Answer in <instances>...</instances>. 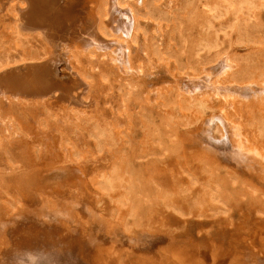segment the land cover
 Instances as JSON below:
<instances>
[{
    "label": "rangeland",
    "instance_id": "obj_1",
    "mask_svg": "<svg viewBox=\"0 0 264 264\" xmlns=\"http://www.w3.org/2000/svg\"><path fill=\"white\" fill-rule=\"evenodd\" d=\"M121 1L132 70L75 50L60 62L86 73L82 101L32 105L35 122L0 101V264H264V0ZM15 5L0 0V72L39 47Z\"/></svg>",
    "mask_w": 264,
    "mask_h": 264
},
{
    "label": "bare ground",
    "instance_id": "obj_2",
    "mask_svg": "<svg viewBox=\"0 0 264 264\" xmlns=\"http://www.w3.org/2000/svg\"><path fill=\"white\" fill-rule=\"evenodd\" d=\"M16 3H17V5H15V6H16V10L17 11L13 15L14 16L13 19L14 20H18L19 22L16 23L15 27L20 29L19 31L21 33H23V31H25V32H30L31 31L32 34H29V33L28 34L27 33L23 34L25 36V39L28 37L29 39H27V41L28 40L30 41L31 40L30 38H34V36L37 37V40L36 39L35 40L38 41L37 43H39V47L40 48L39 47H38L39 49L38 48H36V49L34 48L35 50L33 51V53H31V55L29 57H28V55H27V57L25 56L27 59L25 58L26 61H24L21 66H19V67L18 66H13V67H11L12 69L9 68L7 71L0 72V101H1V103L7 102L6 104L9 103L10 105H13L12 106L13 108L20 107L22 110H23V108H27L28 107V109L26 111L29 113V115L31 117L29 120H33V122L37 121V120H35L36 116H37V111H34L35 108H34V110L32 109L33 108L32 105H35L37 103L38 104L40 103V105H41V103H42V105L46 106L45 104L49 103L51 101H53L54 103L57 104V103L62 102L63 100H66V102L69 100V102H71V103H76V102H79V99L82 97L83 93H85L88 90L87 87L90 84L88 86H86V87H83V89L81 88V86H84L86 84L85 81H84L86 79V73H84L82 68L81 69L79 68L80 66L78 67V65H76L77 62L74 61L76 58L73 60V62L70 59L69 61L67 60L68 63L64 62L61 65V62H62L64 56L65 55H69L70 58H71L73 56V54L76 53L75 50H78L80 52L81 51L85 52V50H87V53H88V51H91V49H92V52L93 51L97 52L96 50H98V49L102 50V49H105V48H107V49L113 48V49H111L109 51H107V50L105 51V53L107 52L106 53L107 56L108 55L110 56L109 60L112 59V61H114V63H117L119 68H121V70H123V71H130V70L133 69V63H134L133 56L131 54L130 45L128 47L127 44L130 42L129 41V39H130L129 37L133 36V34L135 33V29L137 28L138 21H139L138 14L134 10L135 6L133 7L131 4L129 6V4H126L125 1L122 2L121 0H19V1L15 0V4ZM17 7H18V9H17ZM77 23H80V24H78L79 27H80V31L76 35L74 33H75V30L77 29ZM108 28L111 31L110 35H109V33L107 34V32L109 31ZM32 29H36L37 30L36 33L39 36H37L34 33L35 31H33ZM84 31H87V32L84 34ZM20 37H23V36L21 35ZM134 38L131 37V40H133ZM47 39L50 41V43L47 41ZM62 40H64V43H63ZM32 42H29V43H32ZM32 45H33V43H32ZM35 46H36V44L34 45V47ZM43 47H45V48H43ZM62 47H64V48L62 49ZM79 48H83V49H79ZM129 50H130V52H129ZM98 52H99V50H98ZM9 62H11V61H9ZM74 63H76L75 65L78 67V69L75 68L76 66H74ZM22 69H24V70H22ZM1 103H0V105H1ZM13 103H16V104H13ZM30 103H32V104H30ZM19 104H23V106H21ZM29 104L31 106H29ZM56 104H54V106ZM62 105H63V103H62ZM72 105H71V107H72ZM35 107H36V105H35ZM37 107H36V110H37ZM50 107H51V105H50ZM64 107L66 108V106H64ZM13 108H12V110H14ZM58 108H59V106H58ZM62 108H63V106H62ZM38 109H41L40 106H39ZM0 111H2V109ZM3 112L5 113L6 110H3ZM35 112H36V116H35ZM5 115H6V113H5ZM73 115H74V113H73ZM153 115L158 119V114H157L156 111L153 113ZM68 116H69V114H68ZM13 119H15V118H13ZM38 120H39V118H38ZM204 128H208V127H204ZM53 129L54 128H52V130ZM61 129H62V127H61ZM217 132H218V137L215 136L216 133H214L212 135L216 138V140L218 142L223 144V142L225 140V137L227 136V130H226V128H222V126H221V128H219L217 130ZM177 133H179V132L178 131L174 132V134H177ZM52 134H51V136H52ZM35 135H33V137ZM18 137H20V136H18ZM46 137H47V139H49L48 138L49 136H46ZM154 139H155V143H153L152 147H153V149H156L157 148V144H158L157 142H158V139H159V132L155 131ZM34 140H35V138H34ZM212 140H214V139H212ZM209 141H211V140L209 139ZM225 141H227V139ZM63 142H64V140H63ZM19 143H20V141L19 142H14L12 144L16 145V144H19ZM20 146H21V143H20ZM24 146H26V145H24ZM143 147H144V145L142 146L141 144H139L137 146V148H134V149H136L134 152H136V154L138 156L139 155L146 156L144 154ZM137 149H138L139 153H137ZM6 150H8V148H6ZM180 151H178L177 153H180ZM5 152H1V155L3 153L5 154ZM177 153H175V155ZM182 153H183V151H182ZM177 155H178V158L181 157V156H179V154H177ZM193 156H195V155H193ZM4 157H6V156H4ZM182 157H183V155H182ZM188 157H186L188 159L187 161H189V158H190V157L189 158ZM12 159H13V156H12ZM175 159H173V160H175ZM176 160L173 161V162L175 163ZM183 160H182L183 162H187V161H185V159H183ZM64 161H65V159H64ZM178 162L181 163V160L178 161ZM36 164H37V162L34 163L35 166H36ZM134 164L135 163L133 162V165ZM175 164H177V162ZM180 165H182V163ZM183 165H184V163H183ZM187 165L188 164L185 163L184 167H186ZM63 166H65V165H63ZM175 166H177V165H175ZM189 166H190V164H189ZM191 166H192V164H191ZM143 167H142V169H143ZM155 167L157 168L158 166H155ZM62 168H64V167H62ZM132 169L135 170V169H138V168L132 167ZM153 169L155 170V168H153ZM153 169H152V171H153ZM157 169H156L154 174H156ZM33 170H35V169H33ZM24 171L27 172V169H25ZM116 171L119 172V171H121V169H117ZM188 171H189V168H188ZM127 172H129V171H127ZM204 172H205V175L208 174L206 177H208L211 181L216 180L217 177H219L226 188H227L226 182L230 183L228 178H230V175H232V174H230V175L227 174L228 175V178H227L226 176L225 177H223L221 175L219 176L220 173H218V175H215V176L210 175L209 170L206 169V168H205ZM24 174L26 175V173H24ZM27 174H28V176L31 177V175H29L31 173H27ZM133 174H135V173L133 172ZM157 174H156V176H157ZM138 175H139V172H138ZM140 175L142 176V174H140ZM156 176H155V178H156ZM132 177H133V175H132ZM180 177L182 178L183 176H180ZM25 178L26 177H24V179ZM27 179H28V177H27ZM237 179H238V176H237ZM134 180L138 181L137 177L134 178ZM204 180H207V178L204 179ZM136 181H135V183H136ZM188 182H189V180H188ZM22 183H21V185H22ZM138 183H139V181L136 184H138ZM212 183H214V182H212ZM164 184H166V183H164ZM223 184H221V185H223ZM16 185H18V184H16ZM207 186H209V185H207ZM200 190H202V189H200ZM204 192L205 191H203V193ZM225 192H226V190H225ZM225 192H224V194H225ZM238 192H240V191H238ZM224 194H221V196L224 195ZM199 195L202 196L201 194H199ZM227 195L225 197H227ZM219 196L220 195L218 194V197ZM198 199L200 200V198H198ZM206 199H210V198L207 197ZM205 200L203 201V203L206 204L207 202H209L207 200H206L207 201L206 202ZM223 200L226 201V198L223 199ZM224 201H222V202H224ZM176 204H178V202H176ZM184 204H186V203H184ZM202 205L203 204H201V207H202ZM196 207L197 206L195 205V208ZM198 209L200 210V208H198Z\"/></svg>",
    "mask_w": 264,
    "mask_h": 264
}]
</instances>
